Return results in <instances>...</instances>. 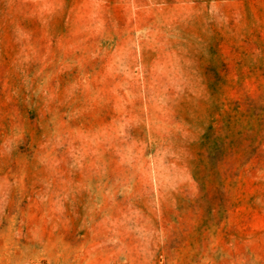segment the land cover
Instances as JSON below:
<instances>
[{"label":"clouds","instance_id":"9594fccd","mask_svg":"<svg viewBox=\"0 0 264 264\" xmlns=\"http://www.w3.org/2000/svg\"><path fill=\"white\" fill-rule=\"evenodd\" d=\"M0 264H264V0H0Z\"/></svg>","mask_w":264,"mask_h":264}]
</instances>
